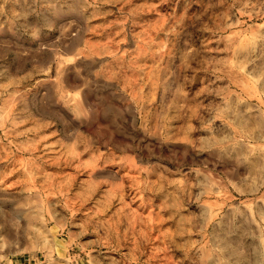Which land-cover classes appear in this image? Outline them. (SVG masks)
Here are the masks:
<instances>
[{"label":"rangeland","instance_id":"obj_1","mask_svg":"<svg viewBox=\"0 0 264 264\" xmlns=\"http://www.w3.org/2000/svg\"><path fill=\"white\" fill-rule=\"evenodd\" d=\"M0 264H264V0H0Z\"/></svg>","mask_w":264,"mask_h":264}]
</instances>
